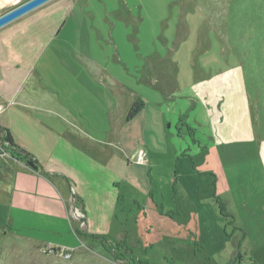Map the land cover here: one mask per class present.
<instances>
[{
    "label": "rangeland",
    "instance_id": "rangeland-1",
    "mask_svg": "<svg viewBox=\"0 0 264 264\" xmlns=\"http://www.w3.org/2000/svg\"><path fill=\"white\" fill-rule=\"evenodd\" d=\"M89 9L101 13L89 22L97 29L84 31L91 20L85 15L71 18L59 36L65 42H52L41 61L21 63L19 80L5 79L0 68L1 127L27 141L28 130L33 139L35 130L48 139L97 140L57 162L78 193L69 189L78 209L68 212L64 243L79 247L44 250L49 239L63 241L60 235L37 225L29 233H46L43 242L13 230L9 205L0 201V264H264V224L252 216V182L262 179L255 150H214L227 157L217 161L214 177L206 152L196 155L192 132L187 140L183 125L176 129L173 106L175 85L237 66L249 93L264 101V0H100ZM136 102L145 107L127 120ZM1 136L0 168L7 172L17 160ZM215 194L231 205L235 224ZM22 202L49 210L39 198Z\"/></svg>",
    "mask_w": 264,
    "mask_h": 264
},
{
    "label": "crops",
    "instance_id": "crops-1",
    "mask_svg": "<svg viewBox=\"0 0 264 264\" xmlns=\"http://www.w3.org/2000/svg\"><path fill=\"white\" fill-rule=\"evenodd\" d=\"M26 1L28 0H0V16ZM98 1L100 0H50L0 28V68L4 78L7 80L11 78V81L19 80L21 74H19L21 72L19 66L23 65L21 63L41 61L42 59L39 58L44 55V50L52 42H65L66 38L60 41L59 36L68 26L71 18L76 20L78 16L85 15L91 20L88 21L87 27L85 26V30H83L90 32L93 28L97 29L98 26L89 22H95L96 17H99L101 13L98 15L89 7L92 2L95 5ZM82 4L83 8H81ZM107 13L108 10H105V14ZM103 24L108 27L109 21H103ZM12 65H17L15 70ZM207 71L209 72V70ZM208 72L205 73L207 74L205 76H194L192 79L190 76L189 83L182 87L179 84L175 85L173 106H175L176 129L183 125L179 134L187 140L191 138L188 137V132H192L194 140H191V143L196 155L200 156L206 152L208 155L207 170L212 174L215 172L214 177L216 178L218 177L216 164L220 162L221 157L222 161L223 159L226 160L227 157L222 153L214 154L215 151L221 152L222 147H228L232 144L253 147L261 168L262 179L260 182H257L256 179L252 182V216L257 218L258 225L264 224V187H262L264 186V101L261 99L260 93H249L247 82L240 67L222 68L216 72ZM111 79L115 89L120 87L124 90L125 85L120 79L117 80L113 76ZM144 107L145 105L141 111ZM11 134L17 145L33 155L32 161L37 162L39 169L34 170L27 163L17 159L16 163L7 168V172L2 167L0 168V201L4 205H9L10 212L7 222L12 224H8L12 226L13 230L15 228L26 230L29 236L36 239L40 238L43 242H45L46 236L48 237L46 233L34 235L29 232L33 231L37 225H43L47 230L51 228L57 235H60V239L63 241L57 237L49 239L50 243L42 246L44 250L47 249L50 253H56L57 251L52 250L58 248L56 245L58 244L61 247L64 246L66 252L73 253V250L79 245L64 243L66 240L64 235L68 225H71L68 222L70 211L74 213L75 209H78L73 204L75 196H71L69 189L71 193L73 191L77 193V191L70 183L69 175L65 172L63 175L64 173L60 172L62 168L57 167V165L59 166L57 162L70 155V151L93 144L97 140L94 138L69 139L66 136L60 137V139H48L45 134H40L35 130H33V139L32 133L28 130L31 141H27L24 136L18 138L12 131ZM69 146H74L75 149L69 148ZM42 189H50L51 193L42 192ZM242 190L238 193H242V199L247 198L245 203H247L246 207L248 208V193L247 191L244 192L246 189ZM223 192L226 193L227 190ZM79 196L81 199L83 198L82 194ZM38 198L44 202L49 210L39 212L31 204L22 202ZM230 206L227 203V213L231 216V223L235 224V212ZM82 209L84 211V205ZM15 222L17 223L15 224ZM24 233L21 232L20 234ZM240 238L239 242H244L245 234L242 233ZM49 247H51L50 250ZM60 250L62 249L60 248Z\"/></svg>",
    "mask_w": 264,
    "mask_h": 264
},
{
    "label": "trees",
    "instance_id": "trees-1",
    "mask_svg": "<svg viewBox=\"0 0 264 264\" xmlns=\"http://www.w3.org/2000/svg\"><path fill=\"white\" fill-rule=\"evenodd\" d=\"M143 105H144L143 103L136 102L132 106L131 110L129 111V113L127 115V120L133 119L141 111ZM0 133L2 134L1 138L3 140V143L5 141L8 142L9 149L7 148V146H5V145L4 146L9 150V153L11 154L12 157H14L15 159H17L23 163H28L29 161H32L33 155L31 153H29L28 151H26L25 149L20 148L14 142L13 136H12L11 131L9 129L0 126ZM35 163H37V162H35ZM215 198H216V201H217V204L219 206V210H220L221 214L226 218L231 217L227 213V208H226L225 204L218 197H215ZM91 237L93 238V240L99 241L101 244L105 245V240L103 238L96 237V236H91ZM105 246H107V245H105ZM114 246L115 245H111V249L114 250ZM123 248L127 252H132L131 247L127 243H125ZM115 257L117 260L121 259L122 261L126 259V258H122V256L120 257L116 253H115ZM130 261H131V259H130ZM130 261L128 259L127 264H131V262H133L134 264H137L135 261H131V262ZM138 264H149V263L144 262V261H140Z\"/></svg>",
    "mask_w": 264,
    "mask_h": 264
},
{
    "label": "water",
    "instance_id": "water-1",
    "mask_svg": "<svg viewBox=\"0 0 264 264\" xmlns=\"http://www.w3.org/2000/svg\"><path fill=\"white\" fill-rule=\"evenodd\" d=\"M50 0H28L21 5L13 8L12 10L2 14L0 16V28L15 21L16 19L22 17L23 15L31 12L32 10L42 6L43 4L49 2ZM34 170H38L39 167L34 161H29L27 163ZM60 251V248H53L52 251Z\"/></svg>",
    "mask_w": 264,
    "mask_h": 264
},
{
    "label": "built area",
    "instance_id": "built-area-1",
    "mask_svg": "<svg viewBox=\"0 0 264 264\" xmlns=\"http://www.w3.org/2000/svg\"><path fill=\"white\" fill-rule=\"evenodd\" d=\"M66 256L68 257L69 255L67 254Z\"/></svg>",
    "mask_w": 264,
    "mask_h": 264
}]
</instances>
